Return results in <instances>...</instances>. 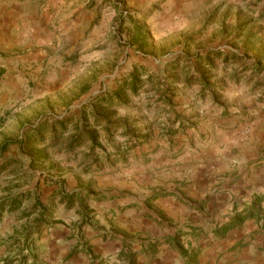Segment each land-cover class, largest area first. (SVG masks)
I'll return each instance as SVG.
<instances>
[{
  "label": "rangeland",
  "instance_id": "1",
  "mask_svg": "<svg viewBox=\"0 0 264 264\" xmlns=\"http://www.w3.org/2000/svg\"><path fill=\"white\" fill-rule=\"evenodd\" d=\"M259 109L264 0H0L2 237L24 260L36 224L108 223L114 186L167 194L228 141L206 114Z\"/></svg>",
  "mask_w": 264,
  "mask_h": 264
},
{
  "label": "crops",
  "instance_id": "2",
  "mask_svg": "<svg viewBox=\"0 0 264 264\" xmlns=\"http://www.w3.org/2000/svg\"><path fill=\"white\" fill-rule=\"evenodd\" d=\"M206 116L202 121L228 141L219 139L218 157L197 154L203 155L198 157L204 159L203 168L187 180L173 178L165 185L167 194L145 183L146 191L137 199L132 182L114 186L109 201L90 207L108 213V223L97 227L83 225L78 232L66 222L36 224L45 235L33 241L24 260L3 238L2 222L0 264L12 259V264H264V220H247L223 238L213 233L229 221L234 208L242 211L264 196V110ZM176 120L177 127L185 124L181 117ZM248 123L249 137L237 142ZM261 207L264 217V202Z\"/></svg>",
  "mask_w": 264,
  "mask_h": 264
},
{
  "label": "trees",
  "instance_id": "3",
  "mask_svg": "<svg viewBox=\"0 0 264 264\" xmlns=\"http://www.w3.org/2000/svg\"><path fill=\"white\" fill-rule=\"evenodd\" d=\"M134 86V84H133ZM73 196L71 197V200ZM264 202V196H257L254 198L251 206L244 207L242 211H237L234 208L233 214L229 221L223 224L221 227H216L213 231L215 236L223 238L227 233L239 229L247 220H255L257 224L264 220L263 210L261 204ZM261 229L264 230V222L261 225Z\"/></svg>",
  "mask_w": 264,
  "mask_h": 264
}]
</instances>
